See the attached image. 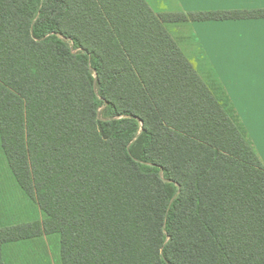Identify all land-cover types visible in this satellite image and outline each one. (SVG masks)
<instances>
[{
	"label": "trees",
	"instance_id": "trees-1",
	"mask_svg": "<svg viewBox=\"0 0 264 264\" xmlns=\"http://www.w3.org/2000/svg\"><path fill=\"white\" fill-rule=\"evenodd\" d=\"M264 9L155 13L145 0H0V137L61 264H264V163L167 25Z\"/></svg>",
	"mask_w": 264,
	"mask_h": 264
},
{
	"label": "crops",
	"instance_id": "crops-1",
	"mask_svg": "<svg viewBox=\"0 0 264 264\" xmlns=\"http://www.w3.org/2000/svg\"><path fill=\"white\" fill-rule=\"evenodd\" d=\"M145 1L155 13H190L224 7L234 10L264 9L261 6L264 0H218L214 3L208 0ZM240 5L247 7L241 9ZM171 26L179 35L172 33ZM167 30L189 61L209 63L264 163V19L185 22L169 24ZM4 251L5 247L3 257Z\"/></svg>",
	"mask_w": 264,
	"mask_h": 264
},
{
	"label": "rangeland",
	"instance_id": "rangeland-1",
	"mask_svg": "<svg viewBox=\"0 0 264 264\" xmlns=\"http://www.w3.org/2000/svg\"><path fill=\"white\" fill-rule=\"evenodd\" d=\"M173 27L172 33L179 35ZM192 63L204 82L224 101L225 96L220 90L219 80L209 63ZM43 219L44 214L38 204L18 185L3 152L0 137V223L10 227ZM4 261L5 264H61L60 236L46 235L8 244L5 246Z\"/></svg>",
	"mask_w": 264,
	"mask_h": 264
},
{
	"label": "snow or ice",
	"instance_id": "snow-or-ice-1",
	"mask_svg": "<svg viewBox=\"0 0 264 264\" xmlns=\"http://www.w3.org/2000/svg\"><path fill=\"white\" fill-rule=\"evenodd\" d=\"M209 3L218 2V0H208ZM264 7V5H261ZM241 9L247 7V5H240ZM201 11L204 10H216V11H231L234 10L232 7H224V8H216V9H200ZM262 57H264V53H262ZM262 64H264V60H262ZM262 87H264V68H262ZM262 101H264V93H262ZM262 131H264V125H262Z\"/></svg>",
	"mask_w": 264,
	"mask_h": 264
}]
</instances>
